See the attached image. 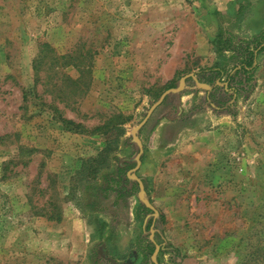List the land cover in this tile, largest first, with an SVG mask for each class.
Listing matches in <instances>:
<instances>
[{"label": "rangeland", "instance_id": "obj_1", "mask_svg": "<svg viewBox=\"0 0 264 264\" xmlns=\"http://www.w3.org/2000/svg\"><path fill=\"white\" fill-rule=\"evenodd\" d=\"M262 32L264 0H0V264H264V51L235 93L197 53Z\"/></svg>", "mask_w": 264, "mask_h": 264}, {"label": "trees", "instance_id": "obj_2", "mask_svg": "<svg viewBox=\"0 0 264 264\" xmlns=\"http://www.w3.org/2000/svg\"><path fill=\"white\" fill-rule=\"evenodd\" d=\"M218 41L214 40V42H212L215 52L217 54V58L218 60L211 66V68L203 70L202 72H205L209 75H215L216 77H214L213 79H211L210 81V85L211 87L214 86L215 84V78L216 79H221L223 76L226 75V83H227V89L226 93H229L230 91H234L235 93V89L232 88L230 85L231 83H233L235 81V79L238 78V81L235 82L234 84H241V83H245L248 82L251 77L252 74L255 70V65H256V55L262 51H264V32L260 33L259 37L257 38L256 42H255V46H250L249 43H246L244 45V47L240 48H235V50H232L230 48V43H225V45L223 47H220V44L222 43L219 39V34H218ZM223 44V43H222ZM237 50H239L237 52ZM236 51V55L234 53L233 56H227V54L225 53H230V52H235ZM232 55V54H231ZM229 57L231 59H235L234 64L231 65L230 69L227 70L228 66H227V62ZM33 69L36 66H32ZM178 86V81L173 82L170 84V88H174ZM230 87V88H229ZM207 102L208 104L211 106L212 109L216 110V111H230V103L231 102H227L225 104V106L223 107V104H220L221 106H215L212 102H210V98H209V94L207 96ZM59 122L63 125L69 126V125H74L73 122L69 121V120H65L63 118H59ZM124 124V121L121 122V125ZM120 125V124H119ZM120 125V127H121ZM119 129H115L109 126L108 124H103L101 126L96 127L93 131H96L98 133H100L103 138H104V146L102 148V150L93 158H88L87 160H84L82 162L81 165V169L78 175V178L76 177L77 180H74V186H79L82 185L86 180H95L96 178L99 177L100 173L103 172V170L105 169L106 166V160L109 158L110 152L112 151V149L114 148V146L117 143V140L119 137H121L124 134V130L122 128ZM142 157L140 156V159ZM135 165V160H124L122 166L125 168H132ZM121 168H119L118 170H120ZM121 179L123 180V185H130L131 187L135 186L136 183L133 180H129L125 175L121 176ZM107 188H109V186H106ZM104 189L105 191L109 190V189ZM48 219H52L51 217H49ZM56 222H59L60 217L55 219ZM150 220L146 221V222H141V226H142V231L146 234L149 231V222ZM97 235L94 234L93 237L96 235L98 237H102V232L103 229L102 227L96 231ZM157 233V230H155V234ZM175 250V249H174ZM177 252V250H175ZM153 252V249L151 248L150 253ZM139 258H134V255H123V256H118V260L123 261L124 264H136L137 260Z\"/></svg>", "mask_w": 264, "mask_h": 264}, {"label": "water", "instance_id": "obj_3", "mask_svg": "<svg viewBox=\"0 0 264 264\" xmlns=\"http://www.w3.org/2000/svg\"><path fill=\"white\" fill-rule=\"evenodd\" d=\"M189 77L193 78L194 76L191 74V75H186V76L182 77V78L180 79L179 85H178V87H177L176 89H169V90L165 91V92L162 94V96L160 97V99L158 100V102H156V103H155V104L149 109L148 113L146 114V116H145V118L142 120V122H141L140 124H138V125L134 128V130H133V132H132V135H133V138H134L136 144L139 146V154H138L137 157H136L137 166L140 165L139 157H140V153H141V143H140V140H139V139L137 138V136H136V132H137V131L142 127V125L147 121V119L149 118V116L151 115V113L153 112V110L156 109V108L162 103V101L164 100L165 96L168 95L169 93H177V92H180V91L183 89L184 85H185V81H186V79L189 78ZM133 178H134V180H135V181L141 186V182H140V180H138L136 177H133Z\"/></svg>", "mask_w": 264, "mask_h": 264}, {"label": "crops", "instance_id": "obj_4", "mask_svg": "<svg viewBox=\"0 0 264 264\" xmlns=\"http://www.w3.org/2000/svg\"><path fill=\"white\" fill-rule=\"evenodd\" d=\"M232 1L233 0H230V3H232ZM219 11H221L220 9H219ZM211 41H213V40H211ZM211 44H212V42H211ZM197 47H199V48H197V53L199 54L200 53V55H202L203 53H204V51H208V49H211L212 50V53H211V55H210V57L213 59V63H212V65L218 60V58H217V54H216V52H215V49H214V46L213 45H211V48L207 45V43H205L204 42V40H201L199 43H198V46ZM225 54H227V53H225ZM232 53L230 52V55H231Z\"/></svg>", "mask_w": 264, "mask_h": 264}]
</instances>
